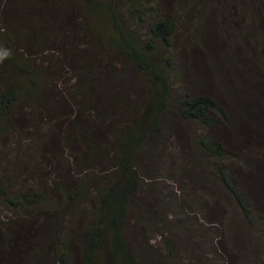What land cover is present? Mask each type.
I'll list each match as a JSON object with an SVG mask.
<instances>
[{"label":"trees","instance_id":"1","mask_svg":"<svg viewBox=\"0 0 264 264\" xmlns=\"http://www.w3.org/2000/svg\"><path fill=\"white\" fill-rule=\"evenodd\" d=\"M63 1L47 9V27L36 21L31 35L1 33L0 25V53L6 52L0 55V205L11 212L0 209V264L178 261L167 221L182 230L194 214L175 210L176 196L199 217L227 206L237 218H227L238 238L228 243L210 234L208 224L190 227L187 239L196 240L200 259L215 251L202 264H240L264 250L258 238L264 212L255 203L264 204V188L252 181H264V168L221 132L232 128L221 99L176 92L170 84L176 79L168 80L166 68L176 70L183 1ZM197 5L210 3L193 0L188 11ZM70 49L79 55L75 62L67 58ZM116 50L135 66L144 94L125 100L116 93L110 71L103 72ZM173 105L190 125L188 136H168L165 114ZM114 115H121L118 122ZM9 143L24 150L23 164L19 152L2 151ZM160 160L176 166L165 175ZM170 179L190 186L173 187Z\"/></svg>","mask_w":264,"mask_h":264},{"label":"rangeland","instance_id":"2","mask_svg":"<svg viewBox=\"0 0 264 264\" xmlns=\"http://www.w3.org/2000/svg\"><path fill=\"white\" fill-rule=\"evenodd\" d=\"M56 1L0 0V25H3L1 33L31 35L37 30L36 21L42 25L43 22L49 21L48 17L42 16H49L47 9L55 8ZM182 1L184 6H174L178 8V13H183L184 20L179 33L174 37L176 70L171 67L166 68L170 75L169 82L173 78L176 79V81L172 80L174 83L170 82L171 88L176 92L188 88L196 94H206L221 99V104L225 106L226 113L232 120V128L230 130L222 128L221 132L224 131L227 133L226 136H231L236 149L249 158L253 157L252 161L255 164L260 163L258 166L264 168V156L261 155L264 153V3L251 6L245 0H208L210 5L206 9L197 5L194 11H188L193 0ZM62 4L66 5V1L64 0ZM142 31L147 33V28ZM23 42L26 47H31L28 37ZM15 45L20 47L22 44L16 41ZM66 53L71 62H75V58L79 56L71 49ZM115 53L116 57L103 67V72L110 71L111 83L113 87L116 86V93L122 94L125 100L144 94L145 84L141 83L143 79L139 80L140 74L135 66L122 58L123 52L116 50ZM97 56L98 53H92L93 61L97 60ZM136 82L139 84L135 86ZM126 87L130 90L122 89ZM132 89H134L133 95ZM147 94H150L149 90ZM100 112L104 113V110L100 109ZM120 118L121 115H116V120L114 118L112 120L118 122ZM165 119L168 124V136H188L190 125L186 122L183 125L184 123L177 118L175 105L168 108ZM194 125L195 123L192 127ZM196 129L195 126L193 136H196L194 134ZM57 133L60 135L59 132ZM39 136H42V133ZM13 150L19 152L23 164L27 157L21 152L24 150H17L14 144L10 143L3 145L4 153L10 154ZM159 165L161 170L167 167L166 175L176 163L169 160L164 163L160 160ZM252 181L264 184V181ZM167 182L177 188L190 186L188 182L178 184L173 179ZM252 193L254 196L257 195L256 190ZM176 197L178 202L172 205L173 208L177 211L190 212L194 217L183 224L182 230L177 229L170 219L167 221V233L180 248L178 261L169 259V264H202L213 259L211 252L215 254V251L211 248H209L210 256L206 254L204 260L199 258L198 251L194 247L196 240L187 239L192 238L190 228L192 226L201 225L202 229H208L206 224L210 225L211 233H209L224 237L225 243L238 239L233 238L227 219H231L232 223L237 220L230 208L223 206L217 215L207 213L205 217H199L189 204H184L182 197ZM255 203L258 212L263 213L264 204L258 201ZM0 209L7 208L0 205ZM7 211V215H10L11 212L8 209ZM0 213L4 216L3 212ZM241 228L239 232L242 234ZM259 231L258 238L264 241V226H261ZM241 241L245 243V240ZM209 264H219V262ZM228 264L238 263L229 261ZM240 264H264V250L252 254L249 260H243Z\"/></svg>","mask_w":264,"mask_h":264},{"label":"clouds","instance_id":"3","mask_svg":"<svg viewBox=\"0 0 264 264\" xmlns=\"http://www.w3.org/2000/svg\"><path fill=\"white\" fill-rule=\"evenodd\" d=\"M0 55H6V52H4V53H0Z\"/></svg>","mask_w":264,"mask_h":264}]
</instances>
